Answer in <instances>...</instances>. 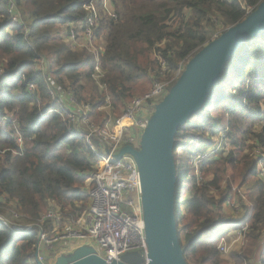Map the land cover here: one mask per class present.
<instances>
[{
	"label": "trees",
	"instance_id": "1",
	"mask_svg": "<svg viewBox=\"0 0 264 264\" xmlns=\"http://www.w3.org/2000/svg\"><path fill=\"white\" fill-rule=\"evenodd\" d=\"M86 1L16 0L23 14L18 22L14 18L20 13L12 12L7 1L0 0V147L9 149L0 158V194L8 195L32 223L56 207L69 213L82 212L87 207L85 183L96 160L85 138L70 132L73 126L61 105L63 94L51 85L49 74L59 86L65 87L68 82L64 90L71 92L76 101L91 103L90 116L105 114L107 118V112L101 109L109 97L115 117H119L125 104L146 94L153 83L172 80L179 69H185L208 44L206 27L222 25L225 32L246 19L264 0H111L116 17L104 15L97 28L98 34L106 33L101 58L106 92L89 101L85 87L87 82L94 83L95 57L73 51L66 38L54 33L59 27L68 29L72 24L84 23L88 16ZM41 60L46 64L44 71L38 69ZM234 80L241 82L238 95L231 94ZM246 84L247 90L243 88ZM29 85L37 87L36 94L28 92ZM93 89L96 91V87ZM52 91L58 96L52 97ZM10 114L23 137L21 155L12 153L18 147L13 132H7L13 127L12 121L5 120ZM256 124L261 125L259 133L254 131ZM224 126L232 130L228 140L233 151H219L221 157L213 161H207V157L200 162L201 168L207 164L204 172L213 178L206 181L201 172L199 181L194 167L184 163L193 164L195 143L225 130ZM197 128L202 131L195 132ZM250 137L256 139L252 151L264 152V32L238 50L204 108L176 137L175 212L177 202L189 191L193 194L188 210L184 214L176 212L178 236L188 264L189 256L201 250L212 256L202 257L201 264L214 257L215 264H220L215 245L225 227L241 230L243 225L248 230L242 234V247L231 259L236 264L258 260L264 264V180L258 175V157L243 156ZM180 147L189 159L180 158ZM224 176L230 177V186L223 187ZM251 180H255L257 194L252 207L244 206L243 219L228 220L223 211L231 189ZM80 201L85 202L83 206L78 205ZM52 227L53 221L44 226L46 232ZM38 240L36 226L16 233L0 222V264H36L32 260Z\"/></svg>",
	"mask_w": 264,
	"mask_h": 264
},
{
	"label": "built area",
	"instance_id": "2",
	"mask_svg": "<svg viewBox=\"0 0 264 264\" xmlns=\"http://www.w3.org/2000/svg\"><path fill=\"white\" fill-rule=\"evenodd\" d=\"M94 1L88 0L86 2L84 7L88 8L90 12L84 23L79 24V28L88 41L94 39L93 32L96 24L100 21L95 13ZM103 3L105 13L115 18L113 5L108 0H103ZM70 31L72 39L75 40V30ZM72 44L75 48L78 47L76 44ZM95 66L93 76L101 80L104 77L101 64L98 63ZM162 67L166 70L164 63H162ZM183 69L184 67L179 69L172 80L156 81L148 93L134 98L128 105H125L121 116L113 120L114 132L110 137H106L100 129L95 128L93 125L88 126L85 132L82 133L84 130L79 129L80 124L88 121L93 108L88 105L79 107L78 112L75 113L69 110L70 108L61 98L63 102L61 105L65 109L67 108L66 112L69 114V124L73 126L70 132L85 138L86 144L96 156L92 171L85 183L84 195L87 207L82 212L76 211L74 213L60 209L52 210L37 223H32L29 218L19 213L16 204L9 200L8 195L0 194V222L3 225L16 233L28 231L33 226L39 228V240L35 246V257L32 260L34 263L47 264L43 251L52 250L53 246L63 239L78 240L94 247L97 255L108 262L120 261L123 255L134 252H139L145 258L147 257L148 246L141 205V184L138 168L130 155H124L119 160L116 156L126 146L139 148L142 134L155 111L156 105L168 94L170 84L174 79L180 77ZM100 83L105 86L102 81ZM27 90L30 94H36L37 87L29 85ZM52 97L55 96L52 95ZM68 101L74 110L77 107L76 100L70 99ZM53 112L48 111V113ZM5 120L13 123L12 129L7 132H13L14 141L18 148L12 153L21 155L24 151V142L18 129V123L11 114ZM3 128H5V124ZM223 133L220 130L218 131L219 138L213 139L211 148L206 146L209 144L206 143L207 141L195 145L192 153L195 155L194 162L196 165L205 161L207 154L210 152L213 155L219 151L222 154L227 153L225 147H227L228 134L222 136ZM204 146H206V149L202 153ZM208 149L210 150L208 151ZM8 151L9 149L0 148V158ZM261 152V150L255 151V156L261 159L259 160V164L261 163L258 164L259 166L263 164ZM198 178L200 181L201 178L199 176ZM232 189L236 190L235 187ZM243 197L240 198L241 202ZM240 201L237 198L232 200L230 195L225 203V210H231L237 216L236 221L242 218L239 214ZM80 203L82 204V201ZM242 204L243 206L247 205L244 201ZM21 218L28 220L29 225L18 224L17 222ZM47 221H53L52 231L50 232H46L44 228ZM61 227L62 230H60ZM247 230V226L239 230L241 239L242 234ZM218 250L221 253L225 252L223 246Z\"/></svg>",
	"mask_w": 264,
	"mask_h": 264
},
{
	"label": "water",
	"instance_id": "3",
	"mask_svg": "<svg viewBox=\"0 0 264 264\" xmlns=\"http://www.w3.org/2000/svg\"><path fill=\"white\" fill-rule=\"evenodd\" d=\"M264 32V1L246 19L226 29L187 63L175 85L155 107L139 148L124 147L138 168L148 255L127 253L108 262L92 246H80L53 264H188L178 236L175 195L178 169L174 155L179 130L207 103L227 64L251 38ZM38 264H43L37 262Z\"/></svg>",
	"mask_w": 264,
	"mask_h": 264
},
{
	"label": "rangeland",
	"instance_id": "4",
	"mask_svg": "<svg viewBox=\"0 0 264 264\" xmlns=\"http://www.w3.org/2000/svg\"><path fill=\"white\" fill-rule=\"evenodd\" d=\"M6 1L9 4L10 10L12 12H19V10L21 11L20 7L18 8V6L16 4V0H6ZM108 2H110L113 5V3H112L111 0H108ZM93 4H94V8H95V13L97 14V16L100 19H102L104 17V15H107L108 17H110L104 11V3H103V0H101V1L100 0H95L93 2ZM84 9L86 10L87 13L90 12V11H88V8H85L84 7ZM22 17H23V14L20 13L19 16H17V17L14 18V21L16 20V21L19 22V21L22 20ZM97 28H98V23L96 24V28H95V30L93 32L94 39L93 40L91 39V41H88L87 38L84 37L83 32L79 28V24H72L70 26V28H68V29H67V27H59V28H57V30L54 33H55V35L60 36V38H66L65 39V42L70 45V47L72 48L73 51H76V52H81L82 51V52H86V53L91 54L92 56H94L97 59V64L99 63V65H100L101 64V58L103 56L104 49H105V45H106V43H105L106 33L103 32L101 34L100 33L98 34L97 33ZM72 29L75 30V32H76V39L75 40L72 39V37H71V31L70 30H72ZM224 30H225V28H223L222 25H217L214 29H211V27H206L208 43H209V41L214 40L219 35H221ZM72 43L76 44L78 47L75 48ZM38 69H41L43 71L46 69V64L45 63H42V60L40 61V65L38 66ZM103 75L105 77V74L104 73H103ZM95 77L93 76L94 83H92V82H87L86 83L85 90H86V96H87V100L88 101L90 99H92V98H96L97 95H99V94L101 95V94H104L106 92V86H102L101 83H100L103 80L104 77L101 80L100 79H97ZM231 79L232 80L233 79H236V76H234ZM49 80L51 82V85L54 86L58 90V94H63L60 97L66 99V100L75 99L74 96H73V94L71 92H69L68 90H64L65 87H69L68 82H65L66 83L65 84L66 85L65 87L59 86V85H57L56 81L53 79V77H52L51 74H49ZM164 82H167V81H164ZM232 83H233L232 85H234L235 89H231V94L232 95H238V91L240 89L241 82L234 80ZM150 85L151 84L148 85V88L150 87ZM153 85H154V83H153ZM153 85H152V87H153ZM93 87H96V91L93 89ZM152 87L150 88V90L152 89ZM243 88L247 90V88H248L247 84ZM53 92L54 91H52V93H51L53 96H58V95H56L55 92L54 93ZM140 96H143V95L142 94L141 95L139 94L135 98L140 97ZM131 101L127 102L125 105H128ZM76 102H77V107H75L74 110H77L79 107L81 108V107L87 106V105L92 107L91 103L78 102V101H76ZM211 108H213V107H211ZM211 108H210V110H211ZM102 110H104V111L107 112V114H108L107 115V118L105 117V114L102 115V116L101 115L99 116L98 114H93V116H90L89 117V119H88V121L86 123L80 124L79 129L80 130L81 129L84 130V131H82V133L85 132V130H86V128L88 126L93 125L95 128L100 129V131L106 137L112 136V134L114 132V130H113L114 129V121L113 120L115 118H117V117H115L114 108L112 107V102H111V100H110L109 97H106V105L103 107V109H101V111ZM92 113H91V115H92ZM104 119H105V123L103 125V120ZM194 121L196 122L197 120H194ZM224 128H226V129L225 130H220L221 132H224L222 134V136L225 135V134L232 133V130H231L230 126H224ZM201 131H202V129H200V128H197V130H195V132H198V133H200ZM254 131L256 133H259L261 131V125L260 124H256V126L254 127ZM212 135H214V136H212ZM212 135L209 136V137H207V138H205V139H203V141H202V142H206L207 141L206 143H209V144L206 145V146H210V148H211V145L213 144V139L214 138H217V139L219 138L218 132H215ZM204 137H206V135ZM255 141H256V139L250 137V139L247 141V145H246V147L244 149L243 156H245V155L246 156H251V157L252 156H255V151L256 150L252 151L253 144H254ZM196 144H200V143H195L194 145H196ZM226 145H227V147H225V151L228 154L231 151H233V149L231 148V146H233V145H232V143L230 144V141L229 140H227ZM206 146H204L202 148V151H201L202 153H203L204 149H206ZM251 146H252V148H251ZM1 149H7V148H1ZM209 150L210 149H208V151ZM211 153L212 152H210V153L207 154V156H206V157H208L207 161H209V160L210 161H213V159H216L217 157L219 158V157L222 156V154H220V153L214 154V155L211 154ZM178 155L180 156V158H183L184 161H185V159H189V157H190L189 154H185L183 152V147H180L179 148ZM261 155L263 156V161H264V152L263 151L261 152ZM194 158H195V156H194ZM259 160H261V159H259ZM184 164H185V166H189V165L191 167L193 166L194 167L193 168L194 175H197L199 177H200L201 172H204V169H205V167L207 165V164L206 165L205 164L202 165V168L204 167L203 168V171H202V168L200 167V165L199 164L196 165V164H194V162H193V164H188V163H184ZM258 168H259L258 169V172L260 173V174L258 173V175H260L259 177H260L261 180H264V164H262V166H259ZM207 170H208V168H207ZM190 175H192V174H190ZM203 175H204V178H205L204 180H206V181H209V180H211L213 178L212 175H208V174H206V172H204ZM223 178H224L223 187H226L229 184L228 183V180H229L230 177L229 176H224ZM231 185L233 186L235 184L233 182H231ZM229 186H230V184H229ZM255 186H256L255 185V180H251V181L247 182L244 186H239L238 187L237 184H236V187H235L236 190L231 189V191H230V195L232 197V200H234V199L237 198V200L240 201L241 196H244L242 202L244 201L247 204L248 207H252V200L257 195L256 194V188H255ZM192 196H193L192 191H189L185 195V197H184V199L182 201L177 202V204H176V212L177 213L184 214L188 210L189 203L191 201ZM80 202H78V205L79 206H81V205L83 206V204L85 203L84 201H82V204ZM242 202L241 201L239 202V214H240V217H242L241 219H243V217L245 216V213H246V210H245L246 208L243 206ZM17 209H18L19 213H21L22 215L26 216L24 213H22L19 210L18 207H17ZM56 209H60V208L59 207H56L55 210ZM230 211H228L227 209L223 211L225 217L228 220H235V219H237V216L235 214H233L232 211L231 212ZM230 218H234V219H230ZM17 223L18 224H21V225H29L28 224V220H24L22 218ZM45 224H44V226H45ZM245 226L246 225H243L241 229L245 228ZM60 230H62V227L60 228ZM221 236H222V238L219 239L218 242L215 245L216 246V249L220 248L221 246H223L225 248V252H222L223 254L218 250L219 251V254H220V256H219L220 257L219 259L221 261L220 264H236L235 261L231 259V255L234 252H238L240 250V248L242 247V240H241V237L239 235V230H235V229H232V228L225 227L224 232H223V234ZM86 245L87 244H85L83 246H86ZM87 246H89V245H87ZM53 251L54 250H50V251H47V253H51V252L53 253ZM203 251L204 250H201L197 255H192L191 254L189 256L190 257L189 258V263L190 264H201L199 262V260L202 257H205V256L208 255V253L203 252ZM207 257L208 258H211L212 256L211 255H208ZM216 258L217 257H214L211 261H209L206 264H215ZM254 264H259V260L256 263H254Z\"/></svg>",
	"mask_w": 264,
	"mask_h": 264
},
{
	"label": "crops",
	"instance_id": "5",
	"mask_svg": "<svg viewBox=\"0 0 264 264\" xmlns=\"http://www.w3.org/2000/svg\"><path fill=\"white\" fill-rule=\"evenodd\" d=\"M62 99L66 103V105L70 108L69 109L70 111L72 110L75 113L78 112V110H73V108L69 104L68 100H66L64 98H62ZM83 245H85L84 242H80V241L78 242L77 240H74V239H63L53 247V249H52V250H54L53 253L52 252L47 253V251H43V254L45 255L46 262L48 264H53L58 257L62 256L63 254H67L70 251H73L74 249H76L80 246H83Z\"/></svg>",
	"mask_w": 264,
	"mask_h": 264
},
{
	"label": "bare ground",
	"instance_id": "6",
	"mask_svg": "<svg viewBox=\"0 0 264 264\" xmlns=\"http://www.w3.org/2000/svg\"><path fill=\"white\" fill-rule=\"evenodd\" d=\"M103 71V70H102Z\"/></svg>",
	"mask_w": 264,
	"mask_h": 264
}]
</instances>
